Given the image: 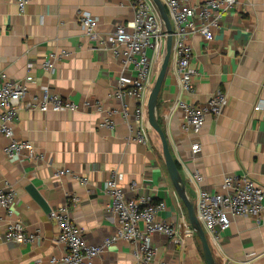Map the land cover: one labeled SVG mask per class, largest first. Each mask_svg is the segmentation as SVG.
Masks as SVG:
<instances>
[{
	"label": "crops",
	"instance_id": "1",
	"mask_svg": "<svg viewBox=\"0 0 264 264\" xmlns=\"http://www.w3.org/2000/svg\"><path fill=\"white\" fill-rule=\"evenodd\" d=\"M206 0H188L192 5ZM132 0H31L20 14L17 0H0V72L12 80L28 83L25 100L40 95L41 86L78 104L98 100L105 109L119 104L110 95L120 78L135 76L132 65L124 66L108 50H99L84 34L83 14L99 20V32L111 34L119 24L134 19ZM191 67L197 74L195 90L184 94L171 59L157 106L159 122L167 135L171 152L196 205L197 186L189 174L199 168V187L220 190L231 175H247L264 189V0H238L225 13L211 41L201 35L190 37ZM70 55L56 63L51 74L42 68L51 51ZM227 94L228 105L220 116H207L199 141L201 153L192 158L193 140L183 129L184 115L173 110L177 97L193 103L207 102L216 91ZM130 112L136 103L127 99ZM260 103L261 109L254 108ZM104 114L96 111L41 112L23 109L15 125V136L30 141L45 159L33 164L9 160L3 150L7 139L0 133V185L8 182L16 194L14 216L0 208V264H49L61 256L58 227L26 187L33 184L51 210L68 204L72 221L83 229L84 239L98 245L116 231L115 219L106 210L109 198L105 181L118 175V186L126 198L151 194L165 204L159 220L172 224L177 240L155 233L151 236L158 264H207L201 243L189 225L187 211L166 170L158 135L149 127L151 140L141 145L131 140L122 119L112 128L101 126ZM58 169H69L80 182ZM136 183V190L132 183ZM79 199L77 204L72 198ZM196 210V208H195ZM21 220L27 231L38 232L33 243L11 244L2 238L9 222ZM189 232V233H188ZM217 244L209 242L218 264H264V208L259 218L237 216L225 230L218 231ZM132 244L119 240L106 248L94 264H134Z\"/></svg>",
	"mask_w": 264,
	"mask_h": 264
},
{
	"label": "built area",
	"instance_id": "2",
	"mask_svg": "<svg viewBox=\"0 0 264 264\" xmlns=\"http://www.w3.org/2000/svg\"><path fill=\"white\" fill-rule=\"evenodd\" d=\"M30 1L17 0L20 14L26 12ZM162 2L173 27L171 59L174 61L175 73L183 93L192 94L195 90L194 78L197 72L191 67L193 49L190 37L199 34L206 41H211L215 31L221 26L225 13L234 9L238 5V0H206L197 5H192L188 0ZM131 6L134 19L125 25H117L111 34L99 32L98 18L90 14H83L80 18L85 36L95 43L97 49L110 51L124 66L130 64L134 68L135 76L130 79L120 78L115 90L110 94L120 105L105 109L100 101L88 99L78 104L63 98L49 85L41 86L40 95L25 100L28 83L33 78L27 76L24 81H15L5 72H0V133L7 139L3 152L9 160H27L35 165L45 159V154L38 151L30 141L19 140L15 136V125L19 112L23 109L45 113L96 111L105 115L101 126L108 128H112L115 125V118L119 117L126 125L131 140L141 145L149 144L151 137L147 124V102L165 53L166 34L152 0H132ZM69 55L66 50L51 51L45 57L42 68L51 74L55 71L56 63ZM127 99L136 103L133 112H130ZM227 105V94L221 90L216 91L207 102L201 104H193L180 97L174 100L173 110L183 112V129L193 137L190 145L192 158L201 153L198 138L207 116H220ZM254 109L259 111L260 103ZM66 174L76 177L69 169H58L54 172L57 178ZM188 177L191 184L198 188L196 214L209 242L218 243V231L228 228L233 217H260L264 208V189L249 176L245 174L227 176L220 190L216 192L199 187L203 181L199 168ZM76 178L82 183L87 181L86 178ZM117 178L118 175L113 172L103 187L104 194L109 198L106 210L115 219L116 231L101 244L92 245L84 239L83 229L72 221L68 204L51 210L49 216L58 227L57 242L64 246L65 252L61 256H52L49 264H94V260L106 248L119 240L132 244L134 264H158L155 259L157 250L152 244L151 236L160 233L177 240V229L157 217L158 212L164 210L165 204L155 201L151 194L126 198L118 186ZM131 187L136 190V183L133 182ZM78 201L77 197L72 198L74 205ZM15 202V192L8 182H4L0 185V208L7 217L14 216ZM38 236L37 231H27L21 220H14L7 224L2 238L11 244L24 245L33 243Z\"/></svg>",
	"mask_w": 264,
	"mask_h": 264
},
{
	"label": "water",
	"instance_id": "3",
	"mask_svg": "<svg viewBox=\"0 0 264 264\" xmlns=\"http://www.w3.org/2000/svg\"><path fill=\"white\" fill-rule=\"evenodd\" d=\"M152 1L159 12L161 22L165 28L166 43H165V53L163 55L160 67L156 73L154 86L150 92L147 102V114H148L149 126L159 137L162 148V156L165 162L166 170L169 174V177L173 183V186L179 198L181 199L183 205L186 208L189 225L201 243V248L205 261L207 264H218L215 260V256L211 248V245L209 243L206 232L197 217L194 202L192 201L191 198H189L187 194L186 184L181 176V172L171 152L167 135L164 132L158 119L157 106L159 101V94L165 76L167 74L171 55H172L173 27L167 9L164 3L162 2V0H152ZM26 190L45 212L47 213L51 212V208L47 205L46 201L40 194L39 190L33 184H29L26 187Z\"/></svg>",
	"mask_w": 264,
	"mask_h": 264
},
{
	"label": "trees",
	"instance_id": "4",
	"mask_svg": "<svg viewBox=\"0 0 264 264\" xmlns=\"http://www.w3.org/2000/svg\"><path fill=\"white\" fill-rule=\"evenodd\" d=\"M147 124L149 125V122H148V114H147ZM150 127V126H149Z\"/></svg>",
	"mask_w": 264,
	"mask_h": 264
}]
</instances>
